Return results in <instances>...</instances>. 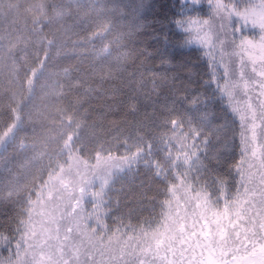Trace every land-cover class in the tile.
<instances>
[{
	"label": "snow or ice",
	"instance_id": "snow-or-ice-1",
	"mask_svg": "<svg viewBox=\"0 0 264 264\" xmlns=\"http://www.w3.org/2000/svg\"><path fill=\"white\" fill-rule=\"evenodd\" d=\"M145 7L141 0L138 11ZM181 7L171 35L141 36L150 24L138 15L106 44L108 55L114 43L123 49L115 64L130 91L127 111L138 113L141 98L152 111L135 137L123 139L122 152L101 145L96 161L121 176L143 167L149 188L157 187L145 193L147 215L138 200L112 224L89 214L88 227L116 246L111 264H264V0H182ZM249 26L259 35L243 34ZM111 31L106 17L90 39ZM21 251L22 241L15 259L0 256V264H21Z\"/></svg>",
	"mask_w": 264,
	"mask_h": 264
},
{
	"label": "trees",
	"instance_id": "trees-1",
	"mask_svg": "<svg viewBox=\"0 0 264 264\" xmlns=\"http://www.w3.org/2000/svg\"><path fill=\"white\" fill-rule=\"evenodd\" d=\"M143 3L147 7L138 11L141 0H0V137L7 136L0 148V256L14 252L40 195L72 155L90 165L101 145L113 154L122 152L123 139L135 137L137 125L147 123L144 113L152 108L142 98L138 113L126 108L130 91L122 86L125 77L115 64L123 49L114 43L108 55L106 44L128 31L138 15L150 24L141 36L174 30L169 21L181 15L182 0ZM106 17L112 31L103 40L90 39ZM121 43L129 49L138 46ZM197 51L194 46L193 62ZM126 67L133 71L135 63ZM199 67L203 71L204 65ZM133 172L112 174L99 200L83 203L87 217L98 211L112 224L113 217L138 209V200L145 205L140 214L147 215L145 193L152 196L157 186L149 188L143 167L136 171L133 166ZM89 225L94 222L88 218L87 231ZM5 232L12 238L11 251ZM70 247L74 244L67 242L63 249L71 254Z\"/></svg>",
	"mask_w": 264,
	"mask_h": 264
},
{
	"label": "rangeland",
	"instance_id": "rangeland-1",
	"mask_svg": "<svg viewBox=\"0 0 264 264\" xmlns=\"http://www.w3.org/2000/svg\"><path fill=\"white\" fill-rule=\"evenodd\" d=\"M259 33L258 28L249 26L243 34L254 36ZM6 137H0V148ZM68 161L35 204L32 221L21 239V264H88L90 258L94 264H111L116 246L107 238H93V233L87 231L88 217L82 205L88 199L93 203L99 200L101 191L116 170L97 161L89 165L76 155ZM67 242L74 244L70 247L71 254L63 249ZM17 248L18 244L14 252L9 253L14 259Z\"/></svg>",
	"mask_w": 264,
	"mask_h": 264
}]
</instances>
